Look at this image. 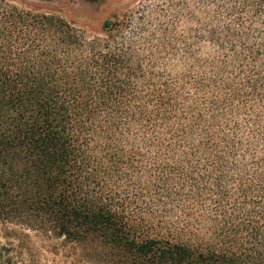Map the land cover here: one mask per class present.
Listing matches in <instances>:
<instances>
[{"label": "trees", "instance_id": "1", "mask_svg": "<svg viewBox=\"0 0 264 264\" xmlns=\"http://www.w3.org/2000/svg\"><path fill=\"white\" fill-rule=\"evenodd\" d=\"M7 220L100 264H264V0H0Z\"/></svg>", "mask_w": 264, "mask_h": 264}, {"label": "rangeland", "instance_id": "2", "mask_svg": "<svg viewBox=\"0 0 264 264\" xmlns=\"http://www.w3.org/2000/svg\"><path fill=\"white\" fill-rule=\"evenodd\" d=\"M54 12L76 24L124 12L133 0H8ZM2 254L13 264H100L99 259L76 243L28 228L13 220L0 222Z\"/></svg>", "mask_w": 264, "mask_h": 264}]
</instances>
